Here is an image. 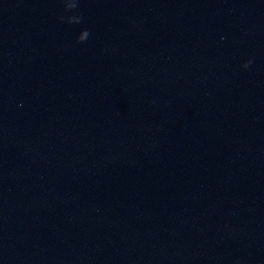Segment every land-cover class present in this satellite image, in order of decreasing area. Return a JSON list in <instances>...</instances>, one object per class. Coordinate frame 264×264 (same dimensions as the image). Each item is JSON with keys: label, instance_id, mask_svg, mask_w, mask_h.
Instances as JSON below:
<instances>
[{"label": "water", "instance_id": "1", "mask_svg": "<svg viewBox=\"0 0 264 264\" xmlns=\"http://www.w3.org/2000/svg\"><path fill=\"white\" fill-rule=\"evenodd\" d=\"M0 264H264L247 0H0Z\"/></svg>", "mask_w": 264, "mask_h": 264}]
</instances>
